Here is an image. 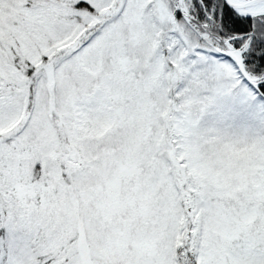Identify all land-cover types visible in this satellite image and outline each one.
Wrapping results in <instances>:
<instances>
[{
    "label": "snow or ice",
    "instance_id": "1",
    "mask_svg": "<svg viewBox=\"0 0 264 264\" xmlns=\"http://www.w3.org/2000/svg\"><path fill=\"white\" fill-rule=\"evenodd\" d=\"M0 264H264V0H0Z\"/></svg>",
    "mask_w": 264,
    "mask_h": 264
}]
</instances>
